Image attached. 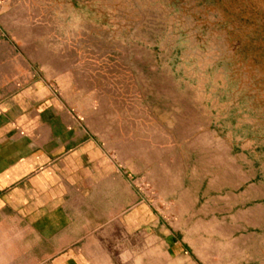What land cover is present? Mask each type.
Masks as SVG:
<instances>
[{"label":"crops","instance_id":"1","mask_svg":"<svg viewBox=\"0 0 264 264\" xmlns=\"http://www.w3.org/2000/svg\"><path fill=\"white\" fill-rule=\"evenodd\" d=\"M20 7L0 0V264H248L234 236L247 220L231 214L248 178L226 140L207 123L175 153L163 126L95 127ZM196 149L209 153L191 164ZM158 170L165 214L150 199Z\"/></svg>","mask_w":264,"mask_h":264},{"label":"rangeland","instance_id":"2","mask_svg":"<svg viewBox=\"0 0 264 264\" xmlns=\"http://www.w3.org/2000/svg\"><path fill=\"white\" fill-rule=\"evenodd\" d=\"M14 1L25 22L39 25L41 58L95 127L101 118L125 135L163 126L176 153L184 135L195 141L210 123L248 178L233 181L240 200L231 214L247 220L234 236L247 238L248 264H264V0ZM208 153L196 149L189 162ZM165 177L154 172L150 195L163 214Z\"/></svg>","mask_w":264,"mask_h":264}]
</instances>
